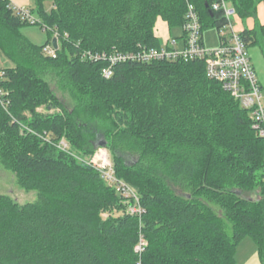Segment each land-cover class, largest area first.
I'll use <instances>...</instances> for the list:
<instances>
[{"label":"trees","instance_id":"16d2710c","mask_svg":"<svg viewBox=\"0 0 264 264\" xmlns=\"http://www.w3.org/2000/svg\"><path fill=\"white\" fill-rule=\"evenodd\" d=\"M211 1L35 0L39 22L29 23L0 0V55L11 62L0 67L9 101L0 104V165L37 191L25 204L0 194V264H235L245 236L264 264V137L205 61H129L105 78L103 61L83 58L161 47L157 23L172 36L188 2L202 34L218 31L226 19ZM227 1L236 21L253 20L239 32L264 59L262 0ZM25 24L45 29L46 42L24 36ZM53 38L51 56L43 49ZM98 147L135 190L140 217L87 163Z\"/></svg>","mask_w":264,"mask_h":264},{"label":"built area","instance_id":"2783aa9c","mask_svg":"<svg viewBox=\"0 0 264 264\" xmlns=\"http://www.w3.org/2000/svg\"><path fill=\"white\" fill-rule=\"evenodd\" d=\"M8 6L21 19L29 23H38L39 19L33 10L8 0ZM211 9L221 11L226 19L218 30L219 44L215 48H207L203 41L201 23L195 6L188 2L185 22L182 26L184 37L171 38L159 48H144L133 51L85 52L83 58L92 61H103L101 73L105 78L113 75L115 67L120 63L176 61L200 59L205 61L206 75L220 83L221 87L238 99L241 107L247 109L252 120V126L259 136L264 137V92L256 70L251 61L248 49L235 29V9L227 0H212ZM44 53L54 56L55 48L51 45L44 47ZM5 71L0 68V104L6 108L9 101L8 92L1 85ZM59 146L67 148L64 141ZM87 163L97 169L107 184L129 202L127 212L140 217L144 209L139 203L138 196L129 184L115 175L109 153L105 147H98ZM144 240L140 237L134 246V251L140 256L144 248ZM137 264H141L140 260Z\"/></svg>","mask_w":264,"mask_h":264},{"label":"rangeland","instance_id":"374dc122","mask_svg":"<svg viewBox=\"0 0 264 264\" xmlns=\"http://www.w3.org/2000/svg\"><path fill=\"white\" fill-rule=\"evenodd\" d=\"M45 10H49L52 7L51 1L44 2ZM27 7L35 9V0H29ZM235 29L239 31L242 26L239 24V21L234 19ZM21 33L26 36L30 41L37 45H42L46 42L48 38V33L45 29H43L39 24H25L20 28ZM159 36L161 35L160 31L157 30ZM181 32V29L178 27H174L170 30L172 36H178ZM203 41L207 48H215L219 44L218 31L215 27H207L203 30ZM164 44V43H163ZM256 47V46H255ZM248 48V52L251 58L252 63L255 65L256 72L260 77V81L262 83L263 92H264V59L261 52L256 47ZM256 51H259L258 55ZM261 54V55H260ZM262 64L263 67H261ZM4 65H11V62L6 60L4 56L0 55V67ZM262 69H261V68ZM262 74V75H261ZM54 84V83H53ZM54 86V85H53ZM57 89V88H56ZM57 94L60 97H64L65 102L71 106V101L69 97L62 91L56 90ZM38 111L45 112L43 107H39ZM52 110H50L51 112ZM0 194L8 195L14 200H16L19 204H25L27 202H32L37 198V191L30 190L26 191L21 188L16 182V178L14 174L5 169L2 165H0ZM257 246L254 240L245 236L242 238L237 246L235 252V264H246L251 263L256 258Z\"/></svg>","mask_w":264,"mask_h":264},{"label":"crops","instance_id":"0c3cea01","mask_svg":"<svg viewBox=\"0 0 264 264\" xmlns=\"http://www.w3.org/2000/svg\"><path fill=\"white\" fill-rule=\"evenodd\" d=\"M9 1H12V2H14V3H17V4H21V5H28V3H29V0H9ZM257 19H258V21L261 23V24H263L264 25V0H262L258 5H257ZM253 20L252 19H248V20H246L245 21V23H239V24H241V26H242V28L244 27V25L245 26H247V27H252L253 26ZM158 25H157V28H158V30L160 31V33H161V35L159 36V34H158V37L160 38V40H161V42L162 43H165L168 39H171V38H176V39H178L179 38V36H181L182 35V28H180L181 29V32H180V34L178 35V36H170V34H169V29H168V27H167V25L165 24V23H163V22H159V23H157ZM241 28V29H242ZM240 29V30H241ZM239 30V31H240ZM170 36V37H169ZM178 37V38H177ZM205 44V43H204ZM256 48V47H255ZM258 48V50L261 52V50L259 49V47H257ZM259 51H256V54L258 55V53H259ZM262 54V53H261ZM260 54V55H261ZM259 64H260V61H259ZM261 65V67H263L262 66V64H260ZM253 66H254V68H255V65L253 64ZM260 67V68H261ZM264 68V67H263ZM262 69V68H261ZM255 70H256V68H255ZM257 73V72H256ZM258 75V74H257ZM262 75V74H261ZM258 78H259V81H260V77L258 76ZM260 83H261V81H260ZM261 85H262V83H261ZM246 264H258V261H257V259L255 258L254 259V261H252L251 263H246Z\"/></svg>","mask_w":264,"mask_h":264},{"label":"water","instance_id":"95a60500","mask_svg":"<svg viewBox=\"0 0 264 264\" xmlns=\"http://www.w3.org/2000/svg\"><path fill=\"white\" fill-rule=\"evenodd\" d=\"M52 45H53L54 48H56V38L52 39ZM104 145H105L104 142L99 143V146H104Z\"/></svg>","mask_w":264,"mask_h":264}]
</instances>
